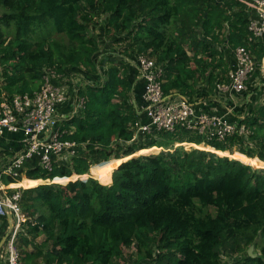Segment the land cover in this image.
Here are the masks:
<instances>
[{"label":"trees","instance_id":"obj_1","mask_svg":"<svg viewBox=\"0 0 264 264\" xmlns=\"http://www.w3.org/2000/svg\"><path fill=\"white\" fill-rule=\"evenodd\" d=\"M250 15L238 0H0V102L33 96L48 70L99 79L104 70L99 84L78 88L83 109L61 126L71 131L65 140L115 162L104 177L83 180L86 153L50 172L36 160L25 164L28 180L18 191L32 219L24 230L31 238L18 235L22 264H221L226 255L239 256L233 264H264V103L234 109L235 132L224 142L184 129L134 139L131 126L146 122L136 70L109 54L98 66L87 30L103 19L105 38L117 37L128 58L144 53L162 66L165 96L190 98L199 84L213 91L227 82L235 47L262 60L264 43L248 44ZM175 143L204 145L185 151ZM151 149L161 150L128 159ZM258 162L262 168H253ZM20 180L1 177L16 188ZM0 220L1 239L8 224Z\"/></svg>","mask_w":264,"mask_h":264},{"label":"built area","instance_id":"obj_2","mask_svg":"<svg viewBox=\"0 0 264 264\" xmlns=\"http://www.w3.org/2000/svg\"><path fill=\"white\" fill-rule=\"evenodd\" d=\"M238 1L242 2L251 14L247 25L248 44L264 43V0ZM232 55L233 63L227 72V82L217 83L213 93L233 103L234 99L239 97L243 101L248 91L250 92L249 88H256L257 80L254 78L257 71L264 76V56L258 62L245 46L235 47ZM130 63L136 70L135 82L142 84L143 103L140 110L146 118V122L137 120L131 126L134 139L156 132L173 133L177 129L195 133L201 136L204 142H224L234 134L236 124L234 120L229 119L231 109L224 115L209 113L198 100L183 96H165L162 91L164 73L161 65L144 53L137 54ZM68 83L73 84L72 79L48 70L43 76L41 89L33 96L14 95L9 100L0 102V139L9 134L21 136L20 150H2L12 156L0 168V217L6 218L9 214L13 222L0 253L2 264H22L18 235L23 232L30 218L20 204V192L3 185L1 177L7 176L15 181L23 178L25 164L35 160L38 166L48 172L55 165L70 167L74 158L87 152L85 144L79 145L64 139L71 131L62 128V121L76 115L84 105V99L76 97L81 85L73 84L70 88ZM63 104L70 108L66 114L59 109ZM242 117L243 115L240 116L241 119ZM238 132H245L243 126ZM9 190L13 191L9 193Z\"/></svg>","mask_w":264,"mask_h":264},{"label":"rangeland","instance_id":"obj_3","mask_svg":"<svg viewBox=\"0 0 264 264\" xmlns=\"http://www.w3.org/2000/svg\"><path fill=\"white\" fill-rule=\"evenodd\" d=\"M96 21H97V24L96 23H94V25H90V26H88V34L90 35V36H93L94 38H96V40H97V43H98V46H99V50H100V52L97 54V58H96V62H97V65L99 66L101 63H102V60H103V58L105 57V55H107L108 53H106L107 51H114V52H112L113 54L111 55V54H109L111 57H112V59L113 60H115L116 62H122V63H127V61H128V57H129V55L128 54H126L125 52H123V48H125V45H121L122 44V42H119V43H115V40H117V37H115V38H113V39H111V40H108V39H106L105 38V36H104V32H103V30H102V27H103V25H102V21H103V19H100L99 17H97V19H96ZM51 38H59V36L56 34V33H52L51 35ZM35 37V36H34ZM226 48H227V46H226ZM189 55H191V54H189ZM126 58V59H125ZM103 67H105V68H107V65H105V66H103ZM258 72V71H257ZM105 72H104V70L102 71V73H101V78L99 79L98 78V76L96 75L95 77L96 78H91V76L90 75H88V74H86L82 69H79V70H76L75 71V73L74 72H72L71 73V75L70 76H68L67 77V79H72V82H73V84H77V83H79L81 86H84V83H90V84H99L100 83V81H102V78H105L106 77V75L104 74ZM98 74H100V73H98ZM257 75H258V73H257ZM88 78H87V77ZM2 78H0V87L2 86ZM204 89H206V90H209V88L208 87H204ZM214 90V89H213ZM249 90L250 91H253V90H256V88H249ZM213 91H209V93H212ZM241 100V98L239 97V98H235L234 99V101H233V103H237V102H239ZM226 103V102H225ZM227 104V103H226ZM232 114H233V117H234V115L235 116H237V112L234 110L233 111V113L231 112V116H232ZM239 117H240V114L238 115ZM244 118V115H243V117H242V119ZM234 119H235V117H234ZM176 144V143H175ZM200 145H204V144H200ZM200 145H193L192 147H190V146H187V144L186 145H184V147L182 146V144H176L175 146H174V148H182L183 150H185V151H189V150H192V149H199V150H203V149H200V148H198V147H200ZM2 150H5V149H2ZM1 149H0V168H1V166L4 164V162L5 161H8L10 158H11V154L10 153H8V152H6V151H2ZM157 153L159 150H155V149H151V150H149V151H141V152H139L138 154H133L131 157H137V156H139V155H142L141 153H143V154H150V153ZM206 151V150H205ZM149 152V153H148ZM209 152H211V151H209ZM213 153H215V152H213ZM237 152H235V154H236ZM8 154V155H7ZM215 154H217V153H215ZM234 154V153H233ZM218 155V154H217ZM230 155V154H229ZM219 156H221V155H219ZM84 157L85 158H87L88 160H89V162L91 163V165H90V171H89V173L87 174V175H85V176H82L81 178L82 179H84V178H86L87 176H90L91 178H96V177H98V175H103V177L106 175V171H107V169H111L113 166H114V164H115V162H114V160H110V161H108V162H104V161H98V160H96V155H95V153L94 152H90V151H88V152H86V154L84 155ZM130 157V158H131ZM231 158V157H230ZM247 159H249V158H247ZM125 160H127V159H125ZM124 161V160H123ZM118 162H121V161H118ZM117 162V163H118ZM122 163V162H121ZM249 165V164H248ZM253 167V166H252ZM253 168H262V165H261V163H255V166L253 167ZM106 170V171H105ZM101 171H104V173H101ZM72 176H74V175H72ZM24 178V177H23ZM23 178H21V180L23 179ZM77 177H75V179H76ZM80 178V176L78 177V179ZM21 180L19 181V182H21ZM16 181H18V180H16ZM18 183V182H17ZM12 184H15V183H12ZM43 184H58V183H55V182H50V181H45V183H43ZM10 185V184H9ZM9 185H7V186H9ZM10 187V186H9ZM15 191L16 190H18V188H13ZM20 189H22V190H25V189H23V188H20ZM6 190V189H5ZM9 192V191H8ZM32 219V218H31ZM31 219H30V221H31ZM24 230H25V226H24ZM23 230V232H22V234H24L25 233V231ZM40 236H42V235H40ZM40 236H38V237H40ZM43 240H44V238H37V237H35V239H34V241H33V245L35 244V245H39V244H41L42 242H43ZM18 242H19V240H18ZM33 245H31V246H29L27 249L28 250H33ZM21 249V248H20ZM1 250H2V248H1ZM1 250H0V253H1ZM133 250L134 249H130V250H128L127 252H125L126 253V255H130L129 253L130 252H133ZM253 254L254 253H257L258 252V249L257 248H255V247H253V249H252V251H251ZM128 257V256H127ZM133 257H134V255H133ZM239 256H228V255H226V256H223L222 258H221V264H233L234 263V261H235V259L236 258H238ZM1 261V260H0ZM39 262H40V260H39ZM37 263V262H36ZM39 264V263H38Z\"/></svg>","mask_w":264,"mask_h":264},{"label":"crops","instance_id":"obj_4","mask_svg":"<svg viewBox=\"0 0 264 264\" xmlns=\"http://www.w3.org/2000/svg\"><path fill=\"white\" fill-rule=\"evenodd\" d=\"M112 52H114V51H107L106 53L112 55L113 54ZM130 61H132V59L129 58L127 61L128 67H132ZM230 62L231 63L229 64V66H231V64L233 63V56H232ZM133 68L134 67H132V69ZM257 73H258V75L256 74L257 76H256V78H254L255 81L257 80L256 81L257 82L256 83L257 84L256 90H253L250 92L248 91L245 99L243 101L240 100L234 106H233L234 103H232L228 99H225L223 96H222L223 98L222 97L220 98V97L215 96V92L209 93V90L204 89L205 86L203 87V84H199L198 88L196 87L197 88L196 93L192 97H190V99L192 98L191 100H198V101L202 102L204 104V110L206 112L218 113V114H223V115L230 109H231V112L233 113L234 109H237L239 107L241 108L243 106V104L244 105H250V104L251 105L252 104L253 105H260V104L264 103V76L262 77L259 72H257ZM134 74H135V78H136V71L134 72ZM256 84H254V85H256ZM171 95L182 97V95L178 94L177 92H173V93H171ZM59 109L62 113L66 114L70 108L67 104H63L60 106ZM232 117H233V114H232ZM229 119H230V117H229ZM233 119H234V117H233ZM20 139H21V136L18 134L17 135H15V134L6 135L5 138L0 139V149L1 150L2 149H5V150L9 149L12 152H16V151L20 150V144H19ZM89 177L90 176H87L86 178H89ZM86 178H84V179H86ZM22 180H28V179H26L24 177ZM29 181H33V180H29ZM18 185L21 186V188H25L23 182H20ZM9 186H10V188H16L17 187V185H15V184H10ZM0 226H1V220H0ZM7 228H8V226H7ZM7 228H6V230H7ZM6 230H5V232H6ZM22 235L26 236L27 238H31L29 235H26L25 233ZM37 238H44V237L40 236ZM29 251H31V250H29ZM0 264H2V261H0Z\"/></svg>","mask_w":264,"mask_h":264},{"label":"water","instance_id":"obj_5","mask_svg":"<svg viewBox=\"0 0 264 264\" xmlns=\"http://www.w3.org/2000/svg\"><path fill=\"white\" fill-rule=\"evenodd\" d=\"M160 150H161V149H160ZM160 150H159V151H160ZM151 152H152V151H151ZM148 153H149V152H148ZM152 153H153V152H152ZM131 158H132V157H131ZM131 158H128V159H131ZM128 159H127V160H128ZM127 160H124L123 162H125V161H127ZM77 179H78V178H77ZM6 222H7V224H8V228H7L6 232L4 233V235H3V236L1 237V239H0V250H1V248H2V246H3V244H4V242L6 241L8 235H9L11 229H12L13 222H12V219H11V217H10L9 214L6 215ZM252 249H253V247L250 246V247L248 248L247 252H248V255H249V256L254 257L255 255L251 252Z\"/></svg>","mask_w":264,"mask_h":264}]
</instances>
